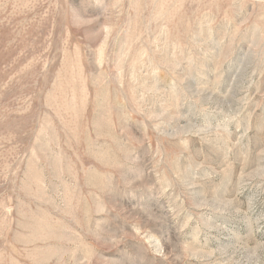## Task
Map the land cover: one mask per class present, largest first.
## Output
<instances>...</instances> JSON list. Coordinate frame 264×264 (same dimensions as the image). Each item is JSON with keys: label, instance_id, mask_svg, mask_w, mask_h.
I'll return each instance as SVG.
<instances>
[{"label": "rangeland", "instance_id": "obj_1", "mask_svg": "<svg viewBox=\"0 0 264 264\" xmlns=\"http://www.w3.org/2000/svg\"><path fill=\"white\" fill-rule=\"evenodd\" d=\"M0 264H264V0H0Z\"/></svg>", "mask_w": 264, "mask_h": 264}]
</instances>
